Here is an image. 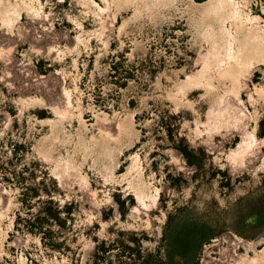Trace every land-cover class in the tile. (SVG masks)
<instances>
[{"label":"rangeland","instance_id":"374dc122","mask_svg":"<svg viewBox=\"0 0 264 264\" xmlns=\"http://www.w3.org/2000/svg\"><path fill=\"white\" fill-rule=\"evenodd\" d=\"M262 88L264 0H0V264H264Z\"/></svg>","mask_w":264,"mask_h":264},{"label":"bare ground","instance_id":"6f19581e","mask_svg":"<svg viewBox=\"0 0 264 264\" xmlns=\"http://www.w3.org/2000/svg\"><path fill=\"white\" fill-rule=\"evenodd\" d=\"M247 3H248V2H247ZM227 7H228V6H227ZM240 7H241V5H240ZM241 9H242V8H240V10H241ZM228 10H229V9H228ZM249 10H250V9H249ZM207 11H208V10H207ZM241 15H242V14H241ZM243 16H244V15H243ZM245 17H246V16H245ZM248 17H249V15H248ZM258 19H259V18H258ZM213 25H214V23H213ZM261 27H262V26H261ZM213 28H214V27H213ZM262 28H263V27H262ZM240 33H241V32H240ZM242 33H243V32H242ZM234 34H235V33H234ZM216 41H217V40H216ZM234 41H235V40H234ZM243 42H244V41H243ZM241 43H242V42H241ZM236 44H237V43H236ZM242 44L246 45V47H247V44H246V43H242ZM237 46H239V45H237ZM242 46H243V45H242ZM255 46H256V45H255ZM243 47H244V46H243ZM232 48H235V47L232 46ZM239 48H240V47H239ZM247 48H248V47H247ZM249 48H250V47H249ZM237 49H238V48H237ZM245 49H246V48H245ZM241 50H242V49H240V51H241ZM234 51H237L236 48H235ZM243 51H244V50H243ZM248 51H249V50H248ZM250 51H251V49H250ZM253 51H254V50H253ZM253 51H252V53H253ZM237 52H238V51H237ZM237 52H236V53H237ZM245 52L247 53V51H245ZM238 53H239V52H238ZM248 53H249V52H248ZM206 54H207V53H206ZM240 54H241V53H240ZM253 54H254V53H253ZM231 55L233 56V54H229L230 57H231ZM242 55H243V57H244L245 54H242ZM242 55H241V57H242ZM234 56H236V55H234ZM253 57H254V56H253ZM256 57H257V56H256ZM245 58H246V56H245ZM245 58H244V59H245ZM246 59H247V58H246ZM255 59H256V58H255ZM240 60H243V59H240ZM257 60H258V59H257ZM257 60H256V61H257ZM230 62H231V61H230ZM254 64H256V62H255ZM238 67H239V66H238ZM242 67H243V65H242ZM232 69H234V68H232ZM232 69H231V72H233ZM235 69H236V68H235ZM249 70H251V69H249ZM245 71H246V70H245ZM245 71H244V72H245ZM219 73H220V72H219ZM224 73H225V72H224ZM235 73H236V72H235ZM239 73H240V72H239ZM246 73H247V72H246ZM221 75H222V74H221ZM228 75H230V74H228ZM238 75H239V74H238ZM240 75H241V74H240ZM226 76H227V75H226ZM232 76H233V75H232ZM232 76H231V77H232ZM229 77H230V76H229ZM233 77H234V76H233ZM238 77H239V76H238ZM242 77H243V76H242ZM223 79H224V78H223ZM243 79H244V77H243ZM232 80H233V79H232ZM227 81H228V80H227ZM222 82H223V81H222ZM234 82H236V81H234ZM237 82H238V81H237ZM237 82H236V83H237ZM238 83H239V82H238ZM226 84H227V83H226ZM238 85H239V84H238ZM230 86H231V85H230ZM242 86H243V85H242ZM238 88H240V87H238ZM221 89H222V88H221ZM232 89H233V88H232ZM262 89L264 90V88H262ZM262 89H261V90H262ZM235 90H236V89H235ZM263 90H262V91H263ZM224 91H225V90H224ZM263 92H264V91H263ZM216 99H217V98H216ZM218 100H219V99H218ZM213 102H214V101H213ZM110 137H112V136H110ZM106 139H107V138H106ZM104 145H105V143H104ZM106 146H107V145H106ZM250 146H251V145H250ZM108 148H109V147H108ZM239 151H240V150H239ZM139 186H140V185H139ZM143 187H144V186H142V188H143ZM145 187H146V186H145ZM136 189H137V188H136ZM144 191H145V190H144ZM263 252H264V251H263ZM263 252H262V253H263ZM256 253H257V251H256ZM263 254H264V253H263ZM259 255H260V254H259ZM245 257H246V256H245ZM254 257H255V256H254ZM260 257H261V256H260ZM252 258H253V257H252ZM255 258H256V257H255ZM257 258H258V254H257ZM259 259L261 260L262 258H259ZM244 260H245V259H244ZM252 260H253V259H252ZM257 260H258V259H257ZM255 261H256V260H255ZM261 261H262V260H261ZM256 262H257V261H256ZM244 263H245V262H244ZM250 263H251V262H250ZM258 263H259V262H258ZM261 263L263 264V262H261ZM255 264H256V263H255Z\"/></svg>","mask_w":264,"mask_h":264}]
</instances>
